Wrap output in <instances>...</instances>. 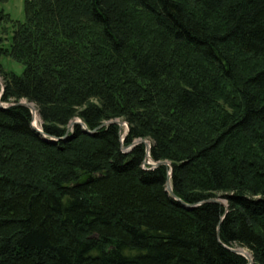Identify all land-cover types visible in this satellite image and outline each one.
<instances>
[{
    "label": "trees",
    "instance_id": "trees-1",
    "mask_svg": "<svg viewBox=\"0 0 264 264\" xmlns=\"http://www.w3.org/2000/svg\"><path fill=\"white\" fill-rule=\"evenodd\" d=\"M24 15L0 36L23 65L0 62V264H248L232 247L264 264V0H24ZM74 118L94 131L63 138ZM136 138L170 165H145Z\"/></svg>",
    "mask_w": 264,
    "mask_h": 264
},
{
    "label": "rangeland",
    "instance_id": "rangeland-1",
    "mask_svg": "<svg viewBox=\"0 0 264 264\" xmlns=\"http://www.w3.org/2000/svg\"><path fill=\"white\" fill-rule=\"evenodd\" d=\"M0 11H2L3 13L5 14H8L11 21H7V22H4L0 25V36L3 38V44L5 47H9V43H10V36L12 34V31L15 29V22L19 21V22H22L25 18V15H24V0H6L5 2H1L0 3ZM3 26L5 29H2ZM0 62H1V65H2V68L4 71H7V72H12V73H15L17 75L21 74L22 70H23V65L14 61L11 57L9 56H2L0 58ZM212 73H214L213 71H210ZM2 83V80H1V77H0V84ZM19 102H25V100H20ZM33 109L34 106L32 103H29ZM36 111V110H35ZM39 120V118L37 119V121ZM79 121V119L77 118H74V119H71L69 122H68V125L67 127L69 126V124L72 122V121ZM40 121V120H39ZM113 121H116L115 123L118 124L119 126V130L122 131V134H121V139L124 137V135L126 134V131H127V125L126 123L120 119V118H115V119H112V120H109V121H106L105 124L107 123H111ZM124 124V125H123ZM66 127V129H67ZM245 139V138H244ZM242 137L239 138L240 142L242 144H244L243 147H245V144L247 143V140H244ZM143 141L142 143L145 144H148L145 148V155H146V160H143L145 165H150V164H154V160L151 159L148 155L149 153V140L147 139H142V138H136L133 140V142L135 141ZM140 143V142H138ZM133 145V144H132ZM126 147V146H124ZM126 148H129V147H126ZM148 148V149H147ZM159 162H165L164 165L168 166L170 165L169 161L168 160H158ZM217 200H219L222 204H224V200L222 198H216ZM241 248V247H240ZM243 250V252H245L248 256H250V252L245 249V248H241Z\"/></svg>",
    "mask_w": 264,
    "mask_h": 264
},
{
    "label": "water",
    "instance_id": "water-1",
    "mask_svg": "<svg viewBox=\"0 0 264 264\" xmlns=\"http://www.w3.org/2000/svg\"><path fill=\"white\" fill-rule=\"evenodd\" d=\"M16 105H25V106H27V107L30 109L31 114H32V107H31V105H30L29 103H26V102H18V103H16ZM3 107H7V106L3 105ZM113 122H116V121H113ZM109 123H110V122H109ZM109 123H107V124H109ZM74 124H79V125L82 127V129H83V131H84L85 133H89V134H91V133L94 131V130H89V129H87V128L85 127L84 123L81 122L80 120H79V121H76V120H75V121H72V122L69 124V126L67 127V130H66L65 136H64L63 138H65V137L67 136L69 130L72 129V127H73ZM31 125H32V122H31ZM32 127H33V129H35L38 133H40V134L43 136L44 139H47L48 141H54V140H57V138H54V137H47V136L41 131V129H38V128L34 127L33 125H32ZM95 130H96V129H95ZM138 142H143V141H141V140H139V141H135L133 144H136V143H138ZM145 145L147 146V144H145ZM121 148H122L123 150L126 149V147H124V146H122ZM147 149H148V148H147ZM161 164H165V162H159V161H157V162H155L154 164H151V165H152V167H156V166H159V165H161ZM90 181H92V177H91V175H89V174H84V175H82V176L76 181L75 185H76V186H78V185H83V184L89 183ZM165 189H166V191L169 193L170 196H172L175 200L179 201V202L182 204V206H184L185 208L190 209V208H192V207L194 206V205H191V204H185V203L182 202L179 198L176 197V195H175V194L173 193V191H172V187H171V184H170V181H169V177H167V179H166ZM208 201L221 203V202H220L219 200H217V199H209ZM217 230H218V229H217ZM230 250L233 251V252H235V253H239V254L243 255V256L247 259L248 264H251V263H252V257H251V256L249 257L246 253H244L243 250H242L240 247H232V248H230Z\"/></svg>",
    "mask_w": 264,
    "mask_h": 264
},
{
    "label": "bare ground",
    "instance_id": "bare-ground-1",
    "mask_svg": "<svg viewBox=\"0 0 264 264\" xmlns=\"http://www.w3.org/2000/svg\"><path fill=\"white\" fill-rule=\"evenodd\" d=\"M32 107V106H31ZM32 115L34 118V123L35 125H37V123L39 122V120L37 121V119L39 118L38 114L36 113L35 109L32 108ZM124 125V124H123ZM127 125V124H126ZM38 127V126H37ZM148 145V144H147ZM125 150H128V148H126ZM124 150V151H125ZM155 162V161H154ZM169 176V175H168ZM194 207V206H193ZM245 253V252H244ZM250 257V256H249Z\"/></svg>",
    "mask_w": 264,
    "mask_h": 264
}]
</instances>
